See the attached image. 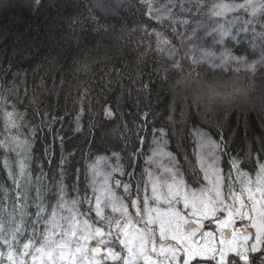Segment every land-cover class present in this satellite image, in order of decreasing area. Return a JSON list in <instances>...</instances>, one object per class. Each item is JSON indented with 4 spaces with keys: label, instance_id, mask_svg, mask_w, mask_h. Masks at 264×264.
I'll return each instance as SVG.
<instances>
[{
    "label": "snow or ice",
    "instance_id": "1",
    "mask_svg": "<svg viewBox=\"0 0 264 264\" xmlns=\"http://www.w3.org/2000/svg\"><path fill=\"white\" fill-rule=\"evenodd\" d=\"M85 2L89 14L84 20L95 23L97 33H107L109 26L99 23L94 13L115 17L122 7H132L128 0ZM134 3L156 25L143 31L155 41L162 78L166 80L170 70L183 73V62H189L190 70L177 81L191 94L183 97L185 108L199 112L203 106L206 112L223 110L226 116L240 103L241 90L231 84V77L241 72L255 76L264 68V0ZM34 5L39 8L41 0H34ZM83 23L74 17L69 27L75 32L74 25ZM242 42L258 48L259 59L235 55L231 46ZM10 107L9 97L0 94V149L13 158L14 166L6 158L4 168L15 193L12 211L0 215V264H29L28 258L31 264H253L250 254L264 252V161L257 158L253 175L240 167L238 157L229 156L225 172L221 160L228 152L223 135L215 140L206 132L196 133L198 187L185 181L169 150L167 132L154 129L142 183L133 185L134 169L126 172L120 154L112 153L114 163L97 158L85 167L86 186L81 193L78 183L69 191L63 171L51 182L44 173L32 178V141L22 131L25 125L16 104ZM115 115L111 106L106 108L107 118ZM76 127L80 129L79 116ZM139 140L143 145V137ZM136 155L132 154L133 165ZM76 171L78 181L81 170ZM117 173L129 179L115 178ZM117 189L125 196L117 195ZM0 191L5 199L9 197L7 187L0 185ZM33 191L35 196H31ZM48 193L54 197L51 205L46 200ZM125 197L131 198L134 214ZM82 204L88 206L87 211H81ZM29 207L35 208L30 223L25 220ZM106 210L112 215H105ZM91 213L95 223L87 218ZM116 244L119 251L113 247ZM260 260L264 264V256Z\"/></svg>",
    "mask_w": 264,
    "mask_h": 264
},
{
    "label": "trees",
    "instance_id": "2",
    "mask_svg": "<svg viewBox=\"0 0 264 264\" xmlns=\"http://www.w3.org/2000/svg\"><path fill=\"white\" fill-rule=\"evenodd\" d=\"M86 8L85 0H41L39 8L34 0H0V94L9 97L8 110L15 103L23 116L22 131L32 141L29 169L33 179L44 173L51 182L63 171L69 191L78 183L83 193L85 167L97 158L114 163L112 153H119L124 170L134 169L132 184L142 183L154 129L167 132L169 150L193 187L200 182L194 155L197 131L215 140L223 135L228 152L221 160L225 172L232 156L254 175L257 158L264 161V76L239 73L231 77V84L241 90L240 103L226 116L223 110L214 114L203 106L199 112L185 108L183 97L191 94L177 81L190 70L189 64L183 63V73L173 70L163 79L151 57L143 58L135 44L121 40L125 23L107 33L75 25L73 32L71 20L81 17ZM109 106L116 110L114 119L105 116ZM2 134L0 113V138ZM6 158L14 166L13 158L0 149V185L9 189L7 199L0 191V215L12 211L15 196L4 168ZM77 169L81 170L78 181ZM115 178L129 179L118 173ZM116 192L125 196L122 189ZM46 200L49 205L55 202L51 193ZM125 200L130 206L131 198ZM87 207L82 204L81 211ZM27 211L25 220L30 223L35 208ZM87 218L96 222L94 213Z\"/></svg>",
    "mask_w": 264,
    "mask_h": 264
},
{
    "label": "rangeland",
    "instance_id": "3",
    "mask_svg": "<svg viewBox=\"0 0 264 264\" xmlns=\"http://www.w3.org/2000/svg\"><path fill=\"white\" fill-rule=\"evenodd\" d=\"M128 3L132 4L131 8L128 7H122L119 11V14L115 17L109 16L105 18V16L102 13L96 12L94 13L97 16L98 22L101 24H105L109 26V30L112 29L113 26L125 23L126 24V30L121 35V40L125 43H133L136 45L140 53L142 54L143 58L151 57L153 59L154 65L158 72L163 73V70L160 68L161 59L160 56L156 53L155 49V41L152 37L145 35L143 29L145 27L151 29L155 27L156 25L153 24L151 20L148 19V17L143 13L142 7L138 4L134 3V0H128ZM88 7L86 8L85 12L81 17H79L84 23L82 26H79L81 28H90L93 27L96 29V24L91 21H85L84 18L88 16ZM167 35L172 38L173 42L175 43V37L172 36L171 32H168ZM138 41H143L142 44H138ZM259 44V41L256 42ZM151 45V48L149 47ZM234 54L235 55H246L248 59H259V49L258 48H252L249 43H240L239 45H232ZM183 63H188V61H184ZM173 71V70H170ZM169 71V72H170ZM168 72V73H169ZM167 73V74H168ZM246 75H250L244 72H241ZM256 74H260L264 76V68H260L259 71ZM151 154V152H150ZM149 154V155H150ZM127 202V201H126ZM128 203V202H127ZM130 213L134 214V209L129 206ZM105 215H112L110 210L105 211ZM239 226V222L238 225ZM95 241H92V244H94ZM91 246V244H90ZM113 247L116 248L117 251H119V245H113ZM29 259V264H31V260ZM39 264V261L37 262ZM209 264H212L209 262Z\"/></svg>",
    "mask_w": 264,
    "mask_h": 264
},
{
    "label": "flooded vegetation",
    "instance_id": "4",
    "mask_svg": "<svg viewBox=\"0 0 264 264\" xmlns=\"http://www.w3.org/2000/svg\"><path fill=\"white\" fill-rule=\"evenodd\" d=\"M261 256H264V252L254 254L253 256L250 254V260H252L253 264H261Z\"/></svg>",
    "mask_w": 264,
    "mask_h": 264
}]
</instances>
